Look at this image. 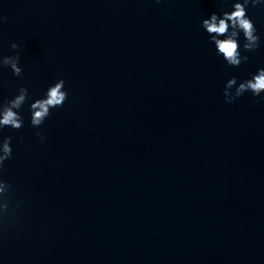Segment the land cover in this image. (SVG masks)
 Segmentation results:
<instances>
[{
	"label": "water",
	"instance_id": "1",
	"mask_svg": "<svg viewBox=\"0 0 264 264\" xmlns=\"http://www.w3.org/2000/svg\"><path fill=\"white\" fill-rule=\"evenodd\" d=\"M232 2L0 0V56L24 70L0 66V101L30 95L0 132V264H264V101L223 91L264 67V8L239 67L202 27ZM60 78L68 99L34 128L30 103Z\"/></svg>",
	"mask_w": 264,
	"mask_h": 264
},
{
	"label": "clouds",
	"instance_id": "2",
	"mask_svg": "<svg viewBox=\"0 0 264 264\" xmlns=\"http://www.w3.org/2000/svg\"><path fill=\"white\" fill-rule=\"evenodd\" d=\"M159 2V0H157ZM226 2V0H221ZM264 8L262 0H233L232 10L213 12L209 17L202 20V27L209 36V42L214 44L216 54L221 56L230 67H239L249 60L248 55H242L240 37L243 35V50L245 52H255L261 47V37L257 34V27L253 19L248 15V8ZM7 17L0 15V23L6 22ZM20 45L13 42L12 49H19ZM21 54L17 51L14 55L0 56V66L9 67L12 73L21 77L23 67L20 64ZM234 89V91H233ZM224 97L228 103L235 101L237 97L243 96L246 92H251L254 97L264 101V67H260L253 72L250 78L240 81L232 76L227 80L224 87ZM68 99V91L65 88V80L58 79L50 85L44 96L36 98L30 103L31 120L34 128H39L51 115V109L63 107ZM30 100L29 89L21 86L16 95L0 101V132L5 128L19 130L24 126V118L19 111ZM45 142L46 137L39 131L35 133ZM13 137L11 135L0 137V208L7 211L9 208V189L11 183L3 178L5 162L12 158Z\"/></svg>",
	"mask_w": 264,
	"mask_h": 264
}]
</instances>
